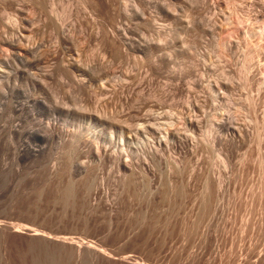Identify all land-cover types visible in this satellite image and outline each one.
Listing matches in <instances>:
<instances>
[{
  "label": "rangeland",
  "instance_id": "rangeland-1",
  "mask_svg": "<svg viewBox=\"0 0 264 264\" xmlns=\"http://www.w3.org/2000/svg\"><path fill=\"white\" fill-rule=\"evenodd\" d=\"M122 1L0 0V264H264V0Z\"/></svg>",
  "mask_w": 264,
  "mask_h": 264
},
{
  "label": "bare ground",
  "instance_id": "bare-ground-1",
  "mask_svg": "<svg viewBox=\"0 0 264 264\" xmlns=\"http://www.w3.org/2000/svg\"><path fill=\"white\" fill-rule=\"evenodd\" d=\"M124 1V0H123ZM122 1V2H123ZM127 1V0H126ZM258 1V0H257ZM259 3V2H258ZM261 3V2H260ZM87 4V3H86ZM84 5V4H83ZM86 6V5H85ZM126 6H128V5H126ZM134 6V5H133ZM261 7H262V9H260V10H263V12H264V1H263V3L260 5ZM136 7V6H135ZM256 7V6H255ZM127 9V7H124V9ZM86 9H87V7H86ZM85 9V10H86ZM88 9H89V7H88ZM128 9H132V8H130V6L128 7ZM134 9V8H133ZM90 10V9H89ZM53 11V10H52ZM125 11V10H124ZM127 11V10H126ZM129 11V10H128ZM130 12V11H129ZM132 12V11H131ZM262 12V11H261ZM260 12V13H261ZM262 12V13H263ZM69 13V12H68ZM125 13H127V12H125ZM133 14V13H132ZM128 15H130V14H128ZM56 16V15H55ZM54 16V17H55ZM61 16V15H60ZM52 18V17H51ZM3 19V18H2ZM57 19V18H56ZM29 20V19H28ZM52 21H53V19H52ZM58 22V21H57ZM63 22V21H62ZM53 23V22H52ZM62 24V23H61ZM126 24H128L127 22H126ZM63 25V24H62ZM56 26H58V25H56ZM121 26H123V25H121ZM126 26V25H125ZM58 27H60V25L58 26ZM125 28V27H124ZM64 29V28H63ZM63 32V31H62ZM126 32H127V30H126ZM125 33V32H124ZM25 35V34H24ZM23 35V36H24ZM4 37H6L5 35H4ZM19 37V36H18ZM21 37V36H20ZM22 38V37H21ZM11 39V38H10ZM26 39V38H25ZM4 39L2 38V41H3ZM12 40V42H13V39H11ZM19 40V39H18ZM6 41V40H5ZM9 41V40H8ZM15 41V40H14ZM10 42V41H9ZM8 42V43H9ZM11 42V43H12ZM16 42V41H15ZM4 43H6V42H4ZM26 43V42H25ZM125 43V42H124ZM14 44V43H13ZM23 45H24V43H22ZM15 45H17V44H15ZM18 45H19V43H18ZM23 45H22V47H23ZM34 45V44H33ZM25 47V46H24ZM40 47V46H39ZM31 49H32V47H31ZM30 49V51H32ZM12 51V50H11ZM13 51H14V49H13ZM18 51V50H17ZM34 51V50H33ZM15 52V51H14ZM25 53V52H24ZM31 53V52H30ZM10 54V53H9ZM8 54V55H9ZM21 54V53H20ZM18 55V54H17ZM22 55V54H21ZM20 56V55H19ZM19 56H16V58L18 57L19 58ZM23 56V55H22ZM25 57L24 58H27L26 57V55H24ZM29 56V55H28ZM23 58V59H24ZM28 59V58H27ZM32 59V58H31ZM13 60V59H12ZM24 60H26V59H24ZM22 61V60H21ZM39 64V63H38ZM38 66V65H37ZM36 73V72H35ZM6 73H5V71L3 70V69H1L0 68V78H2L4 75H5ZM124 75H126V74H124ZM2 80V79H1ZM156 119L158 118V117H155ZM162 118V117H161ZM229 118V117H228ZM103 119V118H102ZM145 119V118H144ZM219 119V118H218ZM226 119V118H225ZM224 119V120H225ZM230 119V118H229ZM151 120V119H150ZM110 121V120H109ZM123 121V120H122ZM126 122H127V120H125ZM125 121H123V122H125ZM156 121V120H155ZM159 121V120H158ZM194 121V120H193ZM221 121H223V120H221ZM225 121H227V120H225ZM231 121V120H230ZM151 122V121H150ZM173 121H161V124H158V126L156 127V130H158V132L160 131V133H161V136L159 137V138H153L152 137V135H151V133L149 132V129H148V127H147V125H144V126H142V125H140V126H136L138 129H135V130H131L130 131V133L128 134V131L124 128L123 130H122V133H121V136H120V140H119V143H120V145H121V150H120V153H119V163H120V167H121V169L122 170H124V172L126 171V172H128V171H134V170H132L131 169V165L133 164V162L135 161V159L136 158H138V157H135V154L136 153H138L139 154V151H142V150H144L145 151V149L146 150H148V152H152L151 151V147L153 148V147H156L155 146V144L157 143L158 145V148L160 147V149H161V146H163V145H166V146H168V145H170V143H171V141H170V139H176V134L175 133H173L169 128H171V127H169L170 125H172L173 123H172ZM217 122H219V121H217ZM122 122L120 121V124H121ZM144 123V122H143ZM158 123V122H157ZM160 123V122H159ZM176 123V122H175ZM174 123V124H175ZM226 123V122H225ZM228 123H229V121H228ZM52 124V123H51ZM51 124H50V126H51ZM146 124V123H145ZM177 124V123H176ZM200 124V123H199ZM49 125V124H48ZM123 125V124H122ZM126 125V124H125ZM149 125V124H148ZM233 125V124H232ZM234 125H236V123H234ZM233 125V126H234ZM90 126V125H89ZM127 126L128 125H126V128H127ZM154 126H155V123H154ZM175 126V125H174ZM238 126V125H237ZM129 127V126H128ZM236 127V126H235ZM135 128V127H134ZM152 128V127H151ZM174 129H176L175 127H173ZM173 128H171V129H173ZM178 128H180V127H178ZM220 128V127H219ZM130 129H132V127L130 128ZM154 129H155V127H154ZM237 129V128H236ZM177 130H179V129H177ZM181 131V130H180ZM239 131H241V130H239ZM244 131V130H243ZM163 132H164V134H163ZM183 132V131H182ZM180 133V132H179ZM236 133V132H235ZM234 133V134H235ZM184 134V133H183ZM232 135V134H231ZM151 136V137H150ZM154 136V135H153ZM156 136V135H155ZM178 136H180V135H178ZM182 136V135H181ZM243 136H244V133H243ZM245 137V136H244ZM184 137H182V139H183ZM187 138H189L188 136H187ZM234 139H235V137H234ZM217 140V139H216ZM239 140V139H238ZM193 141V140H192ZM173 142V141H172ZM174 143V142H173ZM177 144V143H176ZM178 146V145H177ZM169 147V146H168ZM157 148V149H158ZM108 150V149H107ZM159 151V150H158ZM157 151V152H158ZM154 152V151H153ZM160 152V151H159ZM133 158V159H132ZM138 160H141L140 158H138ZM136 162V161H135ZM131 164V165H130ZM147 166H149V165H147ZM17 231H19L18 229H16ZM125 258V260H127V261H135L136 262V264H142V263H140L139 261H137L136 259H134V258H132V256L131 255H129V256H125L124 257ZM260 259V258H259ZM258 262V261H257ZM257 264V263H256Z\"/></svg>",
  "mask_w": 264,
  "mask_h": 264
}]
</instances>
